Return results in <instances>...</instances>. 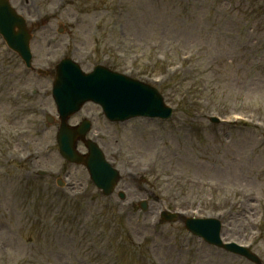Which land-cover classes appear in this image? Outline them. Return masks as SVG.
Returning <instances> with one entry per match:
<instances>
[{
  "label": "rangeland",
  "instance_id": "rangeland-1",
  "mask_svg": "<svg viewBox=\"0 0 264 264\" xmlns=\"http://www.w3.org/2000/svg\"><path fill=\"white\" fill-rule=\"evenodd\" d=\"M13 1L42 23L32 43L36 65L63 54L86 69L108 59L160 84L176 111L169 121L112 124L99 107L85 109L118 169H152L141 183L121 181L131 199H150L148 212L131 215L116 194L93 192L82 166L71 168L87 191L66 194L53 184L62 160L57 126L42 127L51 96L28 88H48L51 77L26 69L0 35V264H253L208 245L183 221L157 222L169 197L188 216L221 218L225 239L253 244L264 260V0ZM213 114L226 121L215 126ZM33 141L51 143L50 151L41 145L28 162L10 151L5 160L8 148L23 156ZM45 166L50 180L29 172Z\"/></svg>",
  "mask_w": 264,
  "mask_h": 264
},
{
  "label": "water",
  "instance_id": "water-1",
  "mask_svg": "<svg viewBox=\"0 0 264 264\" xmlns=\"http://www.w3.org/2000/svg\"><path fill=\"white\" fill-rule=\"evenodd\" d=\"M1 2H2V4H0V19L4 20L3 21L4 24H2V28L6 29L7 26H11L12 27L13 24H14V21H13L11 15H10V7H9V5L6 2L2 1V0H1ZM6 20H8V21H6ZM61 145H62V147L64 149H66V148L71 146V144L66 142L65 140H62ZM67 153H68V155H71L69 150H67Z\"/></svg>",
  "mask_w": 264,
  "mask_h": 264
}]
</instances>
